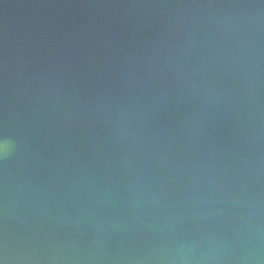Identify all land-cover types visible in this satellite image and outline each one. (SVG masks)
<instances>
[{"label": "water", "instance_id": "95a60500", "mask_svg": "<svg viewBox=\"0 0 264 264\" xmlns=\"http://www.w3.org/2000/svg\"><path fill=\"white\" fill-rule=\"evenodd\" d=\"M0 264H264V0H0Z\"/></svg>", "mask_w": 264, "mask_h": 264}, {"label": "clouds", "instance_id": "9594fccd", "mask_svg": "<svg viewBox=\"0 0 264 264\" xmlns=\"http://www.w3.org/2000/svg\"><path fill=\"white\" fill-rule=\"evenodd\" d=\"M10 147V141L5 139H0V155L7 154Z\"/></svg>", "mask_w": 264, "mask_h": 264}]
</instances>
